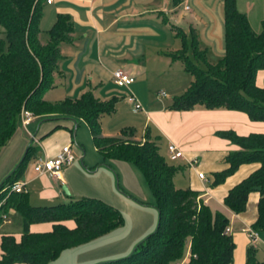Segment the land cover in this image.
<instances>
[{"label": "crops", "instance_id": "1", "mask_svg": "<svg viewBox=\"0 0 264 264\" xmlns=\"http://www.w3.org/2000/svg\"><path fill=\"white\" fill-rule=\"evenodd\" d=\"M235 7L245 15L251 29L259 32L264 0H235ZM58 15L68 16L70 39L58 44L60 58L52 73L53 83L42 93V99L54 103L64 98H78L90 91L99 100H114L112 111L99 116L101 136L125 138L121 133L127 130L134 140L149 138L158 143L164 159V155L168 158L167 145H175L181 150V157L166 161L179 167L172 177L173 185L197 191L211 211H220L228 218V234L234 243L232 264H245L249 246L255 248L256 259L262 260L264 237L254 231L256 237L252 241L247 234L256 217L258 193H248L245 209L240 213L231 212L222 203L227 190L253 172L258 164H240L221 183L211 185V181L212 174L228 167L226 154L238 149L217 132L230 130L240 136L249 133L264 136V121H252L236 110L165 108L191 81L182 61L172 57L175 52L183 47L200 68L206 63H215L223 55L222 0H52L50 3L43 0L37 34L40 44L46 43L47 32ZM192 45L196 46L199 56L192 55ZM116 68L134 76L128 87H117L113 83L111 72ZM180 72L188 75L184 76L182 86L173 85L172 90L168 89L171 97L160 98L168 94L155 83L162 80L171 86L169 76ZM254 84L264 87V68L256 71ZM128 92L135 96L143 110H132L124 99ZM28 145L33 147L32 153L14 182L23 185L30 205L49 206L90 197L114 207L123 217L120 226L64 249L47 264H93L120 258L154 229L157 213L148 201L143 176L131 163L114 159L105 162L93 144L85 121L58 115H32L25 126L18 123L0 148V183ZM65 145H70L74 160L62 168L59 178L33 171L36 157L52 158ZM197 172L203 177H197ZM6 212L8 221L0 223V238L11 235L18 241L20 217L12 208ZM61 223L68 228L74 226L71 219ZM51 224V221L32 222L28 230L48 231ZM187 253L186 250L183 261Z\"/></svg>", "mask_w": 264, "mask_h": 264}, {"label": "trees", "instance_id": "2", "mask_svg": "<svg viewBox=\"0 0 264 264\" xmlns=\"http://www.w3.org/2000/svg\"><path fill=\"white\" fill-rule=\"evenodd\" d=\"M42 1L0 0V148L15 130L20 110L24 108L34 116L58 115L85 121L93 144L105 162L121 160L139 170L157 213L154 230L127 255L93 264H177L186 250L188 256L182 264H232L234 243L224 231L228 218L202 204L197 191L174 187L172 177L179 167L166 162L158 143L149 138L134 140L127 130L121 133L125 138L101 136L99 116L112 111L114 100H99L90 91L78 98H64L54 103L42 99V93L53 83L52 73L60 58L58 44L69 40L71 33L68 16L58 15L47 32L46 43H39ZM222 13L223 55L215 63H206L200 68L183 47L175 52L172 57L182 61L191 81L165 108L236 110L252 121H264V87L254 84L256 71L264 68V16L259 32H254L245 15L236 9L235 0H222ZM191 51L192 55L199 56L195 45ZM217 135L238 149L226 154L228 167L212 174L211 185L221 183L240 164L257 163L253 172L227 190L222 203L231 212L240 213L245 209L248 193L257 192L256 217L251 229L264 237V136L260 133L240 136L230 130L219 131ZM32 150L28 145L0 183V200H3L0 210L14 209L21 222L18 241L11 235L1 236L0 264H47L64 249L88 242L123 222L117 209L95 198L80 197L67 203L32 206L24 192H9V185L22 173ZM66 219L73 220L72 228L61 223ZM37 221H51V229L29 232V223ZM245 264H264V257L258 261L255 248L249 246Z\"/></svg>", "mask_w": 264, "mask_h": 264}, {"label": "built area", "instance_id": "3", "mask_svg": "<svg viewBox=\"0 0 264 264\" xmlns=\"http://www.w3.org/2000/svg\"><path fill=\"white\" fill-rule=\"evenodd\" d=\"M52 0H45L46 3H50ZM187 8V6H185ZM111 78L113 83L117 87H128L133 81L134 76L132 74L127 73L126 71L116 68L111 72ZM161 94L164 95L162 92ZM124 99L131 104V108L133 111L143 110L140 103L136 100L135 96L128 92L124 95ZM31 113L27 109L22 108L19 113V124L25 126L29 120L31 119ZM167 153L168 158L170 160L181 157V150L178 149L173 144L167 145ZM74 160L73 154L71 152L70 145L62 146L58 153L52 158L41 159L36 157L32 164V169L37 174H47L52 178H59L60 172L63 167L71 164ZM197 177L202 178L203 174L201 172H197ZM9 192H24L23 185L19 182H13L8 187ZM3 200H0V205ZM8 221V214L6 211L0 210V223ZM224 231L229 233V227H225ZM247 234L252 241L255 240L256 233L252 230H247Z\"/></svg>", "mask_w": 264, "mask_h": 264}, {"label": "rangeland", "instance_id": "4", "mask_svg": "<svg viewBox=\"0 0 264 264\" xmlns=\"http://www.w3.org/2000/svg\"><path fill=\"white\" fill-rule=\"evenodd\" d=\"M176 71H178V70H176ZM179 75V76H178ZM184 76H186V77H188V75L186 74V73H175V75L174 76H169L170 78H171V80L172 81H169L170 82V84H171V86H168V84L166 83V82H163L162 80H158L159 81V83H155V85L156 86H158V87H160V88H162V89H164L166 92H167V96L166 97H160V98H162L163 100H166V99H169L171 96V92H169V90L168 89H171L172 90V88H174V87H181L182 86V83H183V81L185 80L184 78ZM178 82V83H177ZM173 85H175L174 87H173ZM29 111V110H28ZM138 111H141V110H138ZM31 113V112H30ZM31 115H32V113H31ZM164 157H165V159H166V161L167 162H169V160H168V158H167V156H165L164 155ZM148 201H149V203H152V205H153V198H152V195H151V193H150V191H149V189H148ZM202 202V201H201ZM202 204H204L203 202H202ZM228 227V226H227ZM154 230V229H153ZM152 230V231H153ZM252 230V229H251ZM253 231V230H252ZM188 254V253H187ZM188 256V255H187ZM184 261H183V258L178 262V263H180V264H182Z\"/></svg>", "mask_w": 264, "mask_h": 264}, {"label": "water", "instance_id": "5", "mask_svg": "<svg viewBox=\"0 0 264 264\" xmlns=\"http://www.w3.org/2000/svg\"><path fill=\"white\" fill-rule=\"evenodd\" d=\"M61 188H62V190H63L65 193H67V190H66L65 186H62Z\"/></svg>", "mask_w": 264, "mask_h": 264}]
</instances>
